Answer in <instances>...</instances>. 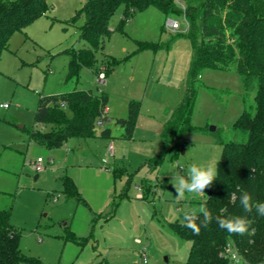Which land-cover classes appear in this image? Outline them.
Wrapping results in <instances>:
<instances>
[{
    "label": "rangeland",
    "instance_id": "1",
    "mask_svg": "<svg viewBox=\"0 0 264 264\" xmlns=\"http://www.w3.org/2000/svg\"><path fill=\"white\" fill-rule=\"evenodd\" d=\"M45 1V13L13 32L0 57V103L8 104L0 108V209H9L20 251L31 259L21 264H133L140 248L147 250L146 264H184L190 242L169 223L198 209L205 195L185 193L177 202L173 176H186L193 163H217L222 146L216 139L237 137L232 124L243 108L254 110V90L243 88L234 67L202 69L194 81L192 129L163 149L162 123L184 91L191 57L187 0H174L179 12L167 15L154 6L134 10L122 24L119 6L95 62L71 77L66 51L88 46L79 36L82 19L71 20L85 0ZM167 18L180 22L177 31L167 28ZM136 40L156 48L135 51ZM100 66L104 84L97 81ZM72 89L107 92L111 111L122 99L138 100L132 136H122L108 115L110 136L99 135V126L91 138L54 148L37 144L30 131L42 128L34 122L39 95ZM161 152L159 163L150 160ZM37 157L44 166L39 172L31 164ZM65 177L77 192L64 191Z\"/></svg>",
    "mask_w": 264,
    "mask_h": 264
},
{
    "label": "trees",
    "instance_id": "2",
    "mask_svg": "<svg viewBox=\"0 0 264 264\" xmlns=\"http://www.w3.org/2000/svg\"><path fill=\"white\" fill-rule=\"evenodd\" d=\"M187 2L189 29L184 35L191 45V57L182 98L161 130L163 149L170 146L178 133L192 129L189 119L195 98L194 81L204 68L234 67L243 88L254 90V110L243 108L233 122L236 138L216 139L222 146L217 161L218 176L204 190L202 201L212 213V222L206 228L201 227L199 235L183 227V219L170 222L169 226L190 242L184 264H231L221 254L228 243L234 244L247 264H264V216H260L255 207L251 212H244L239 203L242 191L249 192L254 202H264V0ZM119 6L123 7L121 24L134 10L141 11L148 6L156 7L165 15L179 12L174 0H85L71 20L82 19L79 36L88 46L66 51L67 77L76 76L79 68L95 62L94 50L110 32L109 20ZM47 9L45 0H0V57L11 34L23 30ZM135 43V51L156 48V44L148 41L136 40ZM118 61L112 59L114 63ZM107 101L108 96L102 90L94 93L90 89H72L39 95L34 122L42 128L31 130L30 138L48 148L59 147L70 138L94 137L99 127L97 121L101 119L99 135L110 136L111 129L106 124L109 118L106 114L102 116ZM139 108L140 102L130 99L126 115L114 118L125 138L133 134ZM162 158L163 152L150 160L157 164ZM63 188L69 195L77 192L67 177L63 179ZM232 215L245 216L251 221L248 233L234 235L219 228L215 217ZM30 260L20 251L19 234L9 222V209H0V264H21Z\"/></svg>",
    "mask_w": 264,
    "mask_h": 264
},
{
    "label": "clouds",
    "instance_id": "3",
    "mask_svg": "<svg viewBox=\"0 0 264 264\" xmlns=\"http://www.w3.org/2000/svg\"><path fill=\"white\" fill-rule=\"evenodd\" d=\"M217 176L218 167L216 162L199 165L193 163L188 168L186 176H173L171 183L175 189L177 202L184 198L185 193L203 195L204 190L213 184ZM232 199H237L234 193L232 194ZM239 203L244 212H251L253 207H255L256 212L260 216H264V202H254L249 192L242 191L240 193ZM212 220L211 211L206 206V203H202L198 209H192L183 213L182 226L191 229L195 235H199L201 227L206 228ZM215 220L220 229L226 230L230 234L241 236L248 233L251 224L250 220L240 215L217 216Z\"/></svg>",
    "mask_w": 264,
    "mask_h": 264
},
{
    "label": "built area",
    "instance_id": "4",
    "mask_svg": "<svg viewBox=\"0 0 264 264\" xmlns=\"http://www.w3.org/2000/svg\"><path fill=\"white\" fill-rule=\"evenodd\" d=\"M178 5L181 6V3H179ZM184 20L187 24L186 18ZM184 20H182V21L184 22ZM185 22H184V25L186 28ZM165 24L170 31H177V29L180 26V22L175 18H167ZM185 28H184V30H185ZM104 70H105V68L101 67L99 69V71L97 72V81L99 84L105 83V77L106 76H105ZM7 107H8L7 103H0V108H7ZM105 114H106V107L103 108L102 116H104ZM97 124L99 126H101L103 124L102 119L98 120ZM107 151H108L109 155L113 154V146H112L111 142L107 146ZM31 164H32L33 169L36 172L41 171L44 167L43 166V160L41 157H37L33 162H31ZM103 169L106 170V167L103 166ZM137 197H139V198L142 197V193L140 191L137 193ZM221 254L223 256L227 257L230 260L231 264H247V262L242 258V256L236 250L234 244H231V243L226 244L224 246ZM147 255H148L147 250L145 248H140L138 251L137 259L133 262V264H146L147 263Z\"/></svg>",
    "mask_w": 264,
    "mask_h": 264
},
{
    "label": "crops",
    "instance_id": "5",
    "mask_svg": "<svg viewBox=\"0 0 264 264\" xmlns=\"http://www.w3.org/2000/svg\"><path fill=\"white\" fill-rule=\"evenodd\" d=\"M117 60H120V59H117ZM101 67H103V66H100V68ZM107 76V75H106ZM108 84H109V80H108V82H106V88H107V90H109L108 89ZM185 89V88H184ZM103 91V90H102ZM105 92V91H104ZM106 94H107V96H108V101H109V95H108V93L107 92H105ZM183 93H184V91H182V93H181V95H180V97H179V100H178V103L180 102V100H181V98H182V95H183ZM129 100V99H128ZM128 100H127V102H128ZM108 101H107V105H106V116L108 117V115H109V117H121V116H123V115H125V111H126V106H127V103L125 102L126 100L125 99H122L121 100V102H119L118 104H119V106H117V108L119 107V109H115L114 108V111H111V106H113V103L112 104H110V106H108ZM178 103H177V105H178ZM176 105V106H177ZM121 108V109H120ZM173 111V110H172ZM127 112V111H126ZM172 113V112H171ZM108 117V118H109ZM170 117V116H169ZM168 119H166V120H164L163 121V123H162V127H163V124L167 121ZM162 127H161V130H162ZM134 132V131H133ZM95 136H97V134H96V130H95ZM114 153V152H113ZM189 248V247H188Z\"/></svg>",
    "mask_w": 264,
    "mask_h": 264
},
{
    "label": "water",
    "instance_id": "6",
    "mask_svg": "<svg viewBox=\"0 0 264 264\" xmlns=\"http://www.w3.org/2000/svg\"><path fill=\"white\" fill-rule=\"evenodd\" d=\"M210 130H214V127H213V126H211V127H210ZM36 177H37V176H35V178H36ZM64 223H65V222H64Z\"/></svg>",
    "mask_w": 264,
    "mask_h": 264
}]
</instances>
